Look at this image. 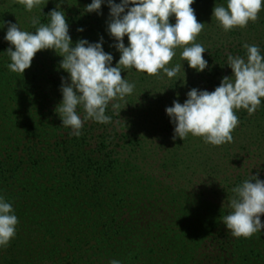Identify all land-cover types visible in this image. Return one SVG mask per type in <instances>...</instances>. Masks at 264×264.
<instances>
[{"label":"trees","instance_id":"obj_1","mask_svg":"<svg viewBox=\"0 0 264 264\" xmlns=\"http://www.w3.org/2000/svg\"><path fill=\"white\" fill-rule=\"evenodd\" d=\"M48 12L36 16L40 23L50 22ZM10 46L0 41V196L19 224L0 264H264V230L234 237L222 222L232 209L218 202L253 174L224 179L220 192L208 191L216 201L188 186L170 189L162 175L118 155L120 138L109 129L117 116L103 132L87 120L82 135H70L44 104L46 88L26 70H9ZM57 65L50 60L43 74L53 84L63 82Z\"/></svg>","mask_w":264,"mask_h":264},{"label":"clouds","instance_id":"obj_2","mask_svg":"<svg viewBox=\"0 0 264 264\" xmlns=\"http://www.w3.org/2000/svg\"><path fill=\"white\" fill-rule=\"evenodd\" d=\"M17 2L32 11L43 0ZM104 2L92 0L85 11L100 12ZM106 2L110 6L111 17L108 32L117 41L114 47L121 53L116 66H113V55L103 48V36L95 43L79 39L72 46L69 24L65 12L59 10V4L48 13L49 23H40L36 17L32 19L33 26L39 25L35 32L22 30L19 23L9 21L4 37L11 45L6 51L11 60L7 67L13 73L23 75L41 50L54 49L63 57L59 66L70 74L71 82L69 78L62 77L63 99L56 111L62 118V125L72 129L70 135L77 137L82 135L84 122L89 119L111 123V116L106 115L110 103L120 115L123 108L114 101L123 100L135 88L134 83L122 76V70L135 68L149 76H158L162 71L169 78L176 77L183 65H168L176 56L178 47H183L180 56L189 67L199 72L208 67L203 55L208 49L196 42L205 23L197 19L192 7L195 0ZM262 8L264 0H227L226 7L215 5L213 17L227 32L236 27L246 28L249 22L255 23ZM173 16L175 23L171 22ZM126 35L128 46L124 43ZM243 47L247 50V59L229 54L227 65L233 74L224 76L214 91L192 88L183 103L174 100L173 105L166 108L175 125L173 140L177 137L185 140L191 134L203 137L206 143L215 146L230 143L233 141L232 133L240 123L236 111L245 109L249 115L257 111L261 98H264V56L258 45L245 43ZM78 106L84 110L83 118L78 114ZM232 192L235 194L230 200L232 211L222 218V222L234 237L251 238L264 230L261 221L264 215V180L258 173L251 175ZM18 224L13 204L0 196V248L10 245L17 234ZM110 264H121V261L113 259Z\"/></svg>","mask_w":264,"mask_h":264},{"label":"rangeland","instance_id":"obj_3","mask_svg":"<svg viewBox=\"0 0 264 264\" xmlns=\"http://www.w3.org/2000/svg\"><path fill=\"white\" fill-rule=\"evenodd\" d=\"M91 2L92 0H43L41 5L28 11L17 0H0V41L10 45L4 39L9 21L19 23L22 30L30 31L32 26L30 21L34 17L57 8L59 4V10L65 12L69 24L72 46H75L79 39L95 43L103 36V48L113 55V66H116L121 53L114 47L117 41L108 32L110 6L105 0L100 12H86L85 7ZM115 2L121 3V0ZM215 5L226 7L227 0H195L192 5L198 21L205 23L196 41L208 49L203 54L208 61V67L203 72L189 67L188 62L183 61L180 56L183 47H178L176 56L168 65V67H173L177 63L183 65L184 69L182 67L176 77L169 78L162 71L158 76H149L135 68L124 69L122 76L135 84L134 91L123 100L114 101L119 102L123 108L120 115L113 110L111 103L108 111L106 110L108 112L106 115L117 116L109 129L112 130L114 127L113 132L118 133L116 138L117 136L120 138L118 155L122 158L128 156L138 162L144 170L153 172L161 178L163 176L164 185L167 184L170 189L184 185L197 192L205 191L208 197H211L209 190L219 191L225 188L223 180L226 178L233 181L242 175L264 174V98H261L260 107L252 115L245 109L236 111L240 123L233 131V141L230 143L215 146L206 143L203 137L191 134L185 140L179 137L172 139L175 125L166 113V108L172 106L174 100L183 103L192 88L214 91L224 76L233 74L231 67L227 65L229 54L247 59V50L243 47L245 43L258 45L261 55L264 56V8L255 23L249 22L246 28L236 27L225 32L219 21L213 17ZM171 22L175 23L174 16ZM79 28H83L84 31H77ZM124 43L128 46L127 35L124 37ZM62 59L63 57L54 49L41 50L35 55L31 67L26 69L32 83H37L43 90L46 88L44 91L48 94L46 92L42 94V97L46 98L44 104L52 110V114L60 123L62 118L56 108L63 99L61 91L63 82L53 84L47 81L43 74L46 75L47 71H50L51 66H48L50 60L60 65ZM59 65L56 66L55 73L61 80L62 77L69 78L70 83V74ZM37 66L41 67L40 74ZM110 110L113 113H110ZM77 111L83 118L85 114L83 108L78 106ZM94 122L96 121L89 119L87 126ZM109 124H96L97 133L103 132ZM124 134H127L126 138ZM86 135L90 138L89 132H86ZM130 137L136 139L138 143L136 146ZM126 140L129 143L126 144ZM228 193H223L224 195L219 197L221 199L218 202L224 207H230L232 195H226Z\"/></svg>","mask_w":264,"mask_h":264}]
</instances>
